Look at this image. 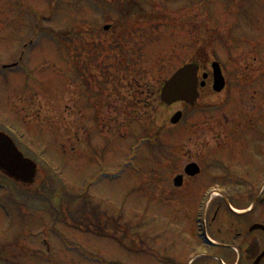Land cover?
<instances>
[{
	"label": "rangeland",
	"instance_id": "1",
	"mask_svg": "<svg viewBox=\"0 0 264 264\" xmlns=\"http://www.w3.org/2000/svg\"><path fill=\"white\" fill-rule=\"evenodd\" d=\"M83 1L0 0V122L23 132L22 149L43 152L49 167L34 164L11 139L38 177L20 188L0 175L7 185L0 190V260L163 264L164 225L185 232L179 249L196 247L189 235L195 205L216 175L208 170L180 190L172 185L188 157L195 159L196 130L212 129L203 134H214L222 146L224 133L217 130L233 127L225 124L235 119L230 107L240 116L255 113L257 97L264 96V0H95L101 20ZM135 2L148 25L117 39L106 24L116 9L126 15ZM144 26L147 38L139 35ZM213 62L227 81L220 94L211 91ZM191 63L210 82L194 110L186 107L185 122L170 127V117L185 108L163 107L159 91ZM240 98L246 110L237 105ZM237 127L250 132L256 124ZM242 147L232 143L212 157L224 159L229 148ZM244 156L254 175L255 153L246 148Z\"/></svg>",
	"mask_w": 264,
	"mask_h": 264
},
{
	"label": "flooded vegetation",
	"instance_id": "2",
	"mask_svg": "<svg viewBox=\"0 0 264 264\" xmlns=\"http://www.w3.org/2000/svg\"><path fill=\"white\" fill-rule=\"evenodd\" d=\"M117 1L122 2L123 0ZM138 1L141 2V0ZM83 3L101 20V14L98 12L100 5L95 0H84ZM136 3L134 5L127 4L129 7L126 15H122L121 10L117 9L119 16L106 24V31H111L110 34L119 39L125 31H129L131 34L136 33V27L139 24L148 25L147 14L141 6L136 7ZM142 29L145 32V26ZM129 51L132 54V50ZM199 68L201 71L200 65ZM207 82H210L209 75L206 84ZM257 98L258 104H256L255 113L245 112L242 116L239 115V108L231 106L233 97L226 98L228 105L231 106L230 109L234 111L235 119L231 120L233 117L230 116L231 118L225 120L226 126L233 125L231 127L233 129L217 130L224 133L223 147L220 139H217L214 134H211L210 137L203 134L204 132H215L212 129L196 130L199 134L194 136L193 142L198 152H194L195 159H192L191 156L188 157L190 161L186 165H197L199 175L193 178L183 176L180 189L202 175H207L209 170L215 171L216 175L206 188L210 189L213 185H219L220 188H223V192L210 195L209 200L205 202L206 206L201 211V223L198 225L195 224V217L200 198H197L192 220L194 231L193 234H189L194 239L196 247L185 245L179 249L178 244L183 241L185 232L179 228V232L174 234L170 225H164L163 264H264V172L257 175L261 165H264V112H262L264 96L262 92ZM246 104L245 99L240 98V103L238 102L237 105L241 106V110H246ZM231 121L233 123H230ZM243 123L247 125L254 123L256 128L251 129L250 132H243L237 127ZM8 125L15 128L5 121L0 122V131L6 136H10ZM11 139L20 148L12 137ZM232 143L236 145L242 143L244 149L243 147L236 148V150L229 148L225 152L228 155L224 159L212 157L215 151H221ZM212 144H218L222 149H216ZM246 148L250 149V155L255 153V158L259 162L256 163L254 169H251L254 175L248 174L246 171L248 166L243 165L246 159H250L244 156ZM234 168L241 170L242 176H236ZM0 175L8 179L5 173L0 172ZM177 175L182 176L183 170ZM6 186L0 181V190H5ZM167 242L170 248H168ZM7 263V260H0V264Z\"/></svg>",
	"mask_w": 264,
	"mask_h": 264
},
{
	"label": "water",
	"instance_id": "3",
	"mask_svg": "<svg viewBox=\"0 0 264 264\" xmlns=\"http://www.w3.org/2000/svg\"><path fill=\"white\" fill-rule=\"evenodd\" d=\"M213 91L220 92L224 87V80L217 64H213ZM197 67L186 65L178 70L162 87L160 101L170 106L178 102L193 104L197 94ZM203 86V84H201ZM181 115L176 113L171 119V124L175 125ZM0 172L5 173L8 178L26 187L33 184L36 179L35 167L28 161L23 160L15 150L9 139L0 134ZM197 168L189 167L186 174L194 176ZM176 187L181 185V177L174 180Z\"/></svg>",
	"mask_w": 264,
	"mask_h": 264
},
{
	"label": "trees",
	"instance_id": "4",
	"mask_svg": "<svg viewBox=\"0 0 264 264\" xmlns=\"http://www.w3.org/2000/svg\"><path fill=\"white\" fill-rule=\"evenodd\" d=\"M96 232V231H95ZM97 233V232H96Z\"/></svg>",
	"mask_w": 264,
	"mask_h": 264
}]
</instances>
